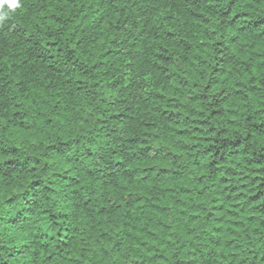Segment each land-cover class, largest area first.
Segmentation results:
<instances>
[{
	"label": "trees",
	"instance_id": "obj_1",
	"mask_svg": "<svg viewBox=\"0 0 264 264\" xmlns=\"http://www.w3.org/2000/svg\"><path fill=\"white\" fill-rule=\"evenodd\" d=\"M19 3L0 264H264V0Z\"/></svg>",
	"mask_w": 264,
	"mask_h": 264
},
{
	"label": "clouds",
	"instance_id": "obj_2",
	"mask_svg": "<svg viewBox=\"0 0 264 264\" xmlns=\"http://www.w3.org/2000/svg\"><path fill=\"white\" fill-rule=\"evenodd\" d=\"M0 3H7L8 7L13 10L20 6L19 0H0ZM3 19H4V15H0V20H3Z\"/></svg>",
	"mask_w": 264,
	"mask_h": 264
}]
</instances>
